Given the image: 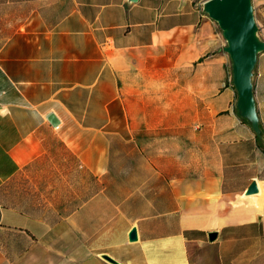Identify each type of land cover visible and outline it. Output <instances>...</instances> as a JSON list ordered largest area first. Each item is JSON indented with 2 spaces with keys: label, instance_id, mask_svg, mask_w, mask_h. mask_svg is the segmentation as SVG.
<instances>
[{
  "label": "crops",
  "instance_id": "0c3cea01",
  "mask_svg": "<svg viewBox=\"0 0 264 264\" xmlns=\"http://www.w3.org/2000/svg\"><path fill=\"white\" fill-rule=\"evenodd\" d=\"M204 1L0 0V264H264V144ZM252 81L263 141L264 50Z\"/></svg>",
  "mask_w": 264,
  "mask_h": 264
},
{
  "label": "water",
  "instance_id": "95a60500",
  "mask_svg": "<svg viewBox=\"0 0 264 264\" xmlns=\"http://www.w3.org/2000/svg\"><path fill=\"white\" fill-rule=\"evenodd\" d=\"M203 10L217 21L226 39L224 49L231 58V80L236 89V109L238 114L245 118L253 131L262 138V130L256 109L253 93V70L257 54L264 50V40L258 34V25L255 21L252 0H205ZM51 123L57 119L52 113L47 114ZM255 181L247 187L246 192L257 191ZM215 232H210L213 238ZM136 237L135 229L129 231V238ZM105 258L112 260L108 255Z\"/></svg>",
  "mask_w": 264,
  "mask_h": 264
},
{
  "label": "trees",
  "instance_id": "16d2710c",
  "mask_svg": "<svg viewBox=\"0 0 264 264\" xmlns=\"http://www.w3.org/2000/svg\"><path fill=\"white\" fill-rule=\"evenodd\" d=\"M257 139H258L259 143L264 144V140L262 141V139H260V138H257Z\"/></svg>",
  "mask_w": 264,
  "mask_h": 264
},
{
  "label": "built area",
  "instance_id": "2783aa9c",
  "mask_svg": "<svg viewBox=\"0 0 264 264\" xmlns=\"http://www.w3.org/2000/svg\"><path fill=\"white\" fill-rule=\"evenodd\" d=\"M229 79L231 80V75L229 76Z\"/></svg>",
  "mask_w": 264,
  "mask_h": 264
},
{
  "label": "rangeland",
  "instance_id": "374dc122",
  "mask_svg": "<svg viewBox=\"0 0 264 264\" xmlns=\"http://www.w3.org/2000/svg\"><path fill=\"white\" fill-rule=\"evenodd\" d=\"M113 193H115V191H113Z\"/></svg>",
  "mask_w": 264,
  "mask_h": 264
}]
</instances>
